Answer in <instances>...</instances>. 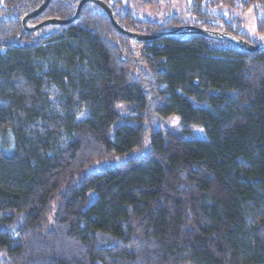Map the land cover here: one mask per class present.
Returning <instances> with one entry per match:
<instances>
[{
    "label": "trees",
    "instance_id": "1",
    "mask_svg": "<svg viewBox=\"0 0 264 264\" xmlns=\"http://www.w3.org/2000/svg\"><path fill=\"white\" fill-rule=\"evenodd\" d=\"M101 1L129 32L193 25L264 43V0L209 2L261 10L260 43L210 19L206 0H190L189 23ZM43 2L0 0V264H264V49L194 33L139 42L93 4L23 34ZM77 4L50 0L26 25ZM155 115L205 138L152 131Z\"/></svg>",
    "mask_w": 264,
    "mask_h": 264
},
{
    "label": "rangeland",
    "instance_id": "2",
    "mask_svg": "<svg viewBox=\"0 0 264 264\" xmlns=\"http://www.w3.org/2000/svg\"><path fill=\"white\" fill-rule=\"evenodd\" d=\"M81 1V0H72ZM210 0H206L201 7V11L209 14V18L223 19L227 24H233L234 28L245 31L250 38L259 39L256 35L257 18L261 17L262 11L256 9L254 11L243 12L235 5H222V4H210ZM121 7L123 11L128 10L137 21H148L152 23H162L165 20L178 16L181 21L189 23L193 19L192 5L190 0H121ZM212 16V18L210 17ZM206 19L201 17L200 20ZM220 21V20H219ZM260 43V39L259 42ZM126 104L119 103L116 105V110L120 111L124 118H128L130 115V109L126 107ZM122 117V118H123ZM133 124V121L129 119H121L117 123ZM152 131L168 132L182 136L184 139H203L205 134L200 126H184L176 116H171L165 119L153 116L151 121ZM110 164L113 163L109 161ZM109 163L102 164L101 168L107 167ZM108 164V165H107ZM93 167H96L94 165ZM92 197V195H90Z\"/></svg>",
    "mask_w": 264,
    "mask_h": 264
},
{
    "label": "water",
    "instance_id": "3",
    "mask_svg": "<svg viewBox=\"0 0 264 264\" xmlns=\"http://www.w3.org/2000/svg\"><path fill=\"white\" fill-rule=\"evenodd\" d=\"M49 2H50V0H44V2L41 4V6L39 8H37L34 12L24 16L21 19L20 24L22 27L23 34L27 33V32H32L35 30H39L40 28L46 27V26H66V25H69V24L75 22L79 18L80 13H81V9L83 6H85L86 4H93V5L98 6L106 14L111 25L116 30V32H118V34H120V35H122L128 39L136 40L139 42L149 43V42H151L157 38L163 37V36H183L187 33H194V34H198V35H202L204 37L210 38L212 40L231 43V44L237 46L238 48H240L244 51H247V52H255V51H259V50L264 49V43L252 45V44H249L248 42H246V41H244V40H242V39H240V38H238V37H236L230 33L223 32V31H209V30H205L203 28L193 26V25L170 28V29H167L165 31H161L155 35H145V34H141V33L129 32V31L122 29L117 24L110 6L103 3L101 0H81L78 2L75 14L72 18L66 19V20L49 19V20H45V21L39 23L38 25H36L33 28H28L26 25L28 20L39 16L45 10V8L49 4ZM255 5L263 7L262 5H259V4H255Z\"/></svg>",
    "mask_w": 264,
    "mask_h": 264
},
{
    "label": "flooded vegetation",
    "instance_id": "4",
    "mask_svg": "<svg viewBox=\"0 0 264 264\" xmlns=\"http://www.w3.org/2000/svg\"><path fill=\"white\" fill-rule=\"evenodd\" d=\"M77 5H78V4H77ZM83 7H84V6H83ZM83 7H82V8H83ZM81 10H82V9H81Z\"/></svg>",
    "mask_w": 264,
    "mask_h": 264
}]
</instances>
